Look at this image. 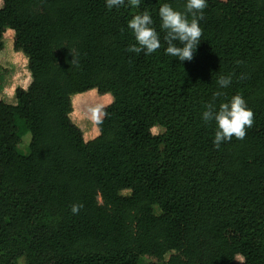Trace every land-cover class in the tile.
<instances>
[{"label":"trees","instance_id":"trees-1","mask_svg":"<svg viewBox=\"0 0 264 264\" xmlns=\"http://www.w3.org/2000/svg\"><path fill=\"white\" fill-rule=\"evenodd\" d=\"M163 2L1 0L0 52L8 29L30 78L0 101V264H264V0H207L183 62L164 51ZM143 11L161 35L149 55L127 51ZM236 94L254 123L215 148L201 114ZM76 96L91 120L105 113L86 134L69 118Z\"/></svg>","mask_w":264,"mask_h":264},{"label":"clouds","instance_id":"clouds-1","mask_svg":"<svg viewBox=\"0 0 264 264\" xmlns=\"http://www.w3.org/2000/svg\"><path fill=\"white\" fill-rule=\"evenodd\" d=\"M108 9L119 8L125 4V0H104ZM131 7H139L141 0H127ZM207 7V0H185L184 10L180 11L172 7L165 0L158 8L159 28L164 33L163 42L166 43L164 51L180 62L191 61L196 48L201 40L202 29L199 20L203 18V9ZM191 17V19H189ZM154 21L148 11L134 14L127 22V28L131 31L134 43L127 51L145 55L155 53L161 48V35L153 26ZM230 75H222L217 78L220 89L227 88L231 83ZM221 91L213 95L221 96ZM105 113L99 109H92V119L102 123L101 117ZM204 122H215L213 146L219 148L222 143L233 139H244L246 130L254 123V113L247 106L246 100L239 94L233 95L226 102L218 105L208 104L201 114ZM80 205L71 207L72 213H76Z\"/></svg>","mask_w":264,"mask_h":264},{"label":"rangeland","instance_id":"rangeland-1","mask_svg":"<svg viewBox=\"0 0 264 264\" xmlns=\"http://www.w3.org/2000/svg\"><path fill=\"white\" fill-rule=\"evenodd\" d=\"M225 1V0H221ZM1 6V0H0ZM4 48L0 52V101L13 104L15 103L14 94L17 88L26 89L29 84L30 74L27 71V59L21 52H17L13 49V33L10 30H6L4 34ZM19 75H23L22 80H20ZM89 101L94 103V106H98L101 103L102 106H107L110 103V97L104 96L102 98H98V96L92 93L89 96ZM83 105V98L76 96L75 98H71V113L69 114V118L71 122L76 125L84 134L91 131L93 120L89 116L88 111H81L78 109L79 105ZM81 105V106H82ZM80 106V108H81ZM100 105L99 108L102 107ZM81 114L85 118L81 117ZM159 130H154L157 133ZM30 142V135L27 133L21 139V143L19 145V150L23 154H27L28 145ZM123 196H127L130 194L129 191H123L120 193ZM155 213L159 214V211L155 209ZM167 258V257H166ZM152 259L144 257L140 260L139 264H148ZM236 264H242V259L240 257L236 258Z\"/></svg>","mask_w":264,"mask_h":264},{"label":"crops","instance_id":"crops-1","mask_svg":"<svg viewBox=\"0 0 264 264\" xmlns=\"http://www.w3.org/2000/svg\"><path fill=\"white\" fill-rule=\"evenodd\" d=\"M72 98V97H71Z\"/></svg>","mask_w":264,"mask_h":264}]
</instances>
